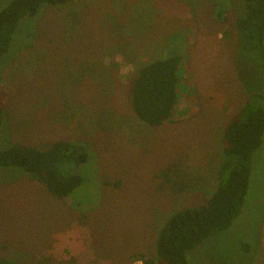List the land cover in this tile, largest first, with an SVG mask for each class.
<instances>
[{
    "label": "rangeland",
    "instance_id": "rangeland-1",
    "mask_svg": "<svg viewBox=\"0 0 264 264\" xmlns=\"http://www.w3.org/2000/svg\"><path fill=\"white\" fill-rule=\"evenodd\" d=\"M220 1L72 0L21 19L0 60V150L68 140L87 155L65 198L18 167L0 170V264H141L135 256L154 255L169 212L205 200L244 81L258 83L252 65L236 62L235 33L222 35L232 9L214 19ZM181 48L196 96L182 92L171 122L149 126L129 106V82ZM255 155L241 213L188 264H264V134ZM167 169L183 192L161 187Z\"/></svg>",
    "mask_w": 264,
    "mask_h": 264
},
{
    "label": "trees",
    "instance_id": "trees-1",
    "mask_svg": "<svg viewBox=\"0 0 264 264\" xmlns=\"http://www.w3.org/2000/svg\"><path fill=\"white\" fill-rule=\"evenodd\" d=\"M72 0H11L0 9V60L8 52L12 35L21 19L34 16L43 5L64 4ZM222 1V2H221ZM223 9L215 20H224L232 9L234 24L222 32L236 43V62L252 65L258 83L250 88L244 81L245 100L236 114L225 124L222 138L225 145L216 169L217 184L204 192L205 200L194 207L175 208L164 220L154 241V255L145 258L136 255L141 264H188L187 253L209 237L228 229L241 213L250 186L252 166L260 151L264 134V0H221ZM233 40V39H232ZM167 54L142 66L134 80L129 82L128 102L136 117L149 126L171 122L180 94L189 99L196 96L191 81L187 80V64L183 50L166 49ZM241 64V63H238ZM238 67V66H237ZM240 79L242 73L239 72ZM245 79V78H244ZM258 85V86H257ZM260 85V86H259ZM257 86V87H256ZM243 87V86H242ZM4 111L0 105V121ZM86 152L79 143L57 140L47 149H38L18 142L0 150V170L18 167L33 180L41 182L46 190L58 197H67L81 183L73 168L85 161ZM72 164V169L68 165ZM71 169V170H70ZM162 173L161 187L170 191L178 188V180ZM194 185L193 189H197ZM246 251L250 247L244 245Z\"/></svg>",
    "mask_w": 264,
    "mask_h": 264
}]
</instances>
